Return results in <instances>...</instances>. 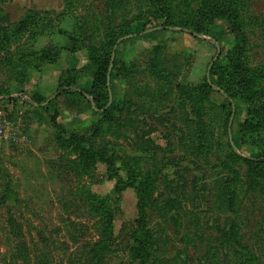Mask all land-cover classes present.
<instances>
[{
  "label": "rangeland",
  "instance_id": "rangeland-1",
  "mask_svg": "<svg viewBox=\"0 0 264 264\" xmlns=\"http://www.w3.org/2000/svg\"><path fill=\"white\" fill-rule=\"evenodd\" d=\"M27 16L0 48V264H264V127L224 97L238 56L264 94V0H0Z\"/></svg>",
  "mask_w": 264,
  "mask_h": 264
},
{
  "label": "trees",
  "instance_id": "trees-1",
  "mask_svg": "<svg viewBox=\"0 0 264 264\" xmlns=\"http://www.w3.org/2000/svg\"><path fill=\"white\" fill-rule=\"evenodd\" d=\"M32 21H34V19L31 16H27L23 20L17 22L16 24H12L8 20H7V23L5 22L6 25H3V23L1 22L0 23V48H5L8 45V43L13 40V38H16L22 35L27 29L28 24ZM78 37L80 38V41H82L81 42L82 44L85 43V41L89 39L84 32L78 35ZM118 40L115 41L114 43L115 45L118 43ZM113 52H112V55H113ZM43 55L47 57L49 53H43ZM112 55H111V58H112ZM115 61H116V55H115L113 67L115 65ZM111 80H112V75H111ZM229 81H230L229 85H230L232 95H229V97L227 96H224V97L227 98L229 101L231 100L230 98L242 99L243 103L248 108L249 117H251V119H255L259 126L262 125V127H264V94L261 91H257V85H256L257 78L254 74L249 72V70L246 68L243 61L241 60V56H238V64L235 65V68L233 70L231 69V74L229 75ZM64 91L66 92L67 90H64ZM66 93L67 94L72 93L75 96L84 97L86 99L92 96L91 94H88L81 90H78L77 92L67 91ZM106 98L108 99V97ZM109 99H110V96H109ZM51 102H53V100ZM49 104H47L46 106H48ZM104 106H106L105 103H104ZM262 130H263V132H261L262 135H260V133L259 135L260 137L264 138V129ZM248 160H250L252 164H255L259 168H262L264 165V156H258L254 158L255 161H252L251 159H248ZM114 165H113V168H115ZM261 178H264V174L261 175Z\"/></svg>",
  "mask_w": 264,
  "mask_h": 264
},
{
  "label": "water",
  "instance_id": "water-1",
  "mask_svg": "<svg viewBox=\"0 0 264 264\" xmlns=\"http://www.w3.org/2000/svg\"><path fill=\"white\" fill-rule=\"evenodd\" d=\"M171 30H174V28H170ZM125 39V38H124ZM127 39V38H126ZM121 41V40H120ZM115 55H116V49L114 50L113 52V55H112V58H111V63H110V67H109V71H108V80H107V86H108V90H109V96H110V99H109V104L107 105V107L103 110H101V112H104L106 111L108 108L111 107L112 105V102H113V95L111 93V73H112V69H113V64H114V60H115ZM57 97V94L51 98L50 100H48L47 102L41 104V105H37V106H42V107H45L47 104H49L53 99H55ZM233 118H234V114L232 115V120L230 121V126H229V134H230V141H231V144L233 145V135H232V122H233Z\"/></svg>",
  "mask_w": 264,
  "mask_h": 264
},
{
  "label": "built area",
  "instance_id": "built-area-1",
  "mask_svg": "<svg viewBox=\"0 0 264 264\" xmlns=\"http://www.w3.org/2000/svg\"><path fill=\"white\" fill-rule=\"evenodd\" d=\"M10 124L7 120L5 110L0 106V138L8 139Z\"/></svg>",
  "mask_w": 264,
  "mask_h": 264
}]
</instances>
